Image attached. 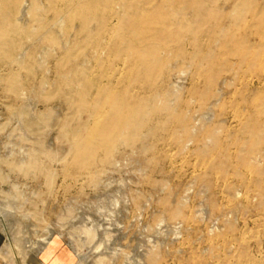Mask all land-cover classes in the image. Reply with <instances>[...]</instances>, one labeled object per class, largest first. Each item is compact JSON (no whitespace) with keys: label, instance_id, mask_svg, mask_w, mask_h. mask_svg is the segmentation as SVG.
Here are the masks:
<instances>
[{"label":"bare ground","instance_id":"bare-ground-1","mask_svg":"<svg viewBox=\"0 0 264 264\" xmlns=\"http://www.w3.org/2000/svg\"><path fill=\"white\" fill-rule=\"evenodd\" d=\"M220 1L0 0V61L7 68L20 69H11L9 88L19 97L24 92L21 70H35V52H30L25 40L38 42L36 47L42 48L46 57L57 54L56 74L66 90L60 88L48 98L65 96L72 106L62 130L67 131L66 154L74 157L80 169L114 165L113 155L120 147L137 151L140 145L138 150L155 152L157 146L150 139L159 130L167 131L171 121L179 125L169 130L178 151L191 150L205 157L218 151L228 160L216 132L208 131V142L198 132L213 119L215 107L241 73L264 77V0ZM190 73L194 75L190 93L207 102L195 112L190 106L177 108L187 104L181 92ZM226 73L231 79L223 82L225 89L213 93ZM177 75L185 79L180 80L183 86L173 80ZM41 83L45 87L47 81ZM244 93L242 104L251 107L252 114L238 124L233 144L239 145L236 158L242 166L255 168L259 163L251 157H264V79L249 83ZM36 111L33 108L30 113ZM30 113L23 105L18 113V125L27 135L46 120L43 113L38 114L37 122L31 120ZM158 116L162 121L153 126ZM74 122L77 128L70 137L68 129ZM44 147L38 139L35 149H19L22 170L26 166L45 170L36 156L45 153ZM228 163L214 166L224 169ZM256 173L257 183L264 189V169L256 168ZM53 174H48L50 183ZM90 175L97 177L93 172ZM4 214L13 215L14 209L9 205ZM179 215V211L172 213L173 218ZM85 235L89 245L97 240L94 232ZM51 239L52 235L43 244L50 245ZM83 244L74 243L78 250ZM106 260L100 255L97 264H106ZM152 261L156 264L154 257ZM84 262L81 259L80 264Z\"/></svg>","mask_w":264,"mask_h":264},{"label":"rangeland","instance_id":"rangeland-1","mask_svg":"<svg viewBox=\"0 0 264 264\" xmlns=\"http://www.w3.org/2000/svg\"><path fill=\"white\" fill-rule=\"evenodd\" d=\"M24 43L35 52L37 62L34 72L21 70L24 92L19 97L9 88L11 69L16 72L19 67L7 68L0 61V207L8 203L14 209L9 222L26 243L37 248L32 240L62 236L75 252L77 264L81 259L84 264H97L100 255L107 258L106 264H154L152 257L156 264H264V189L257 183L256 173V168L264 169V157L254 155L251 159L259 164L243 167L236 158L239 145L233 144L238 124L252 114V108L242 104L244 92L249 83L263 80L262 74L241 73L215 107L213 119L199 128L205 142L210 139L209 130L217 133L228 160L218 151L213 157L178 151L169 130L179 125L171 121L167 131L159 130L150 139L157 146L155 152L138 150L140 145L137 151L120 147L113 155L114 165L84 170L66 154L67 131L62 128L72 106L65 96L48 98L60 88L66 90L56 74L57 54L46 57L36 47L38 42ZM191 77L192 73L185 77L186 89L181 92L187 104L174 102V106L179 110L190 106L195 112L207 102L190 93ZM230 79V74H222L213 93L225 89L222 84ZM42 80L47 81L45 87ZM173 80L184 85L185 79L178 75ZM22 105L29 113L36 108L35 114H29L31 120L37 122L39 113L46 115L30 135L18 125ZM158 121L161 116L152 125ZM76 128V122L71 124L70 137ZM38 139L44 143L45 153L36 156L45 170L33 171L27 166L22 170L19 149H35ZM221 161L229 163L224 169L216 168L214 164ZM92 172L97 177L92 178ZM176 211L180 215L173 218ZM3 221V228L11 233L8 222ZM84 231L97 234L95 244L89 245ZM73 241H82V250Z\"/></svg>","mask_w":264,"mask_h":264},{"label":"crops","instance_id":"crops-1","mask_svg":"<svg viewBox=\"0 0 264 264\" xmlns=\"http://www.w3.org/2000/svg\"><path fill=\"white\" fill-rule=\"evenodd\" d=\"M8 206L6 203L0 207V264H77L75 252L62 236L54 235L50 245H44L43 241L35 242L30 237L34 245H39L37 248L26 243L24 236L12 229L9 222L12 215L4 214ZM2 218L8 222L14 242L11 233L5 230L6 226L3 228Z\"/></svg>","mask_w":264,"mask_h":264}]
</instances>
